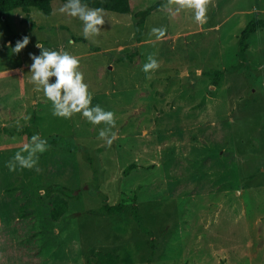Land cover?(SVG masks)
<instances>
[{
    "label": "rangeland",
    "instance_id": "1",
    "mask_svg": "<svg viewBox=\"0 0 264 264\" xmlns=\"http://www.w3.org/2000/svg\"><path fill=\"white\" fill-rule=\"evenodd\" d=\"M157 1L104 11L95 42L59 12L61 1L47 12L26 6L0 16V264H94L98 251L116 254L118 264H264V0H211L202 26L190 10L163 11V0L138 36L135 13ZM253 15L263 26L247 40V63L211 93L204 73L241 62L238 40ZM161 27L157 41L151 30ZM24 36L29 44L13 54L9 44ZM38 42L79 59L92 106L115 113L111 147L98 139L103 125L79 114L56 118L35 91ZM149 55L160 64L151 79L142 71ZM29 126L72 147L49 146L40 172H10ZM53 184L81 189L58 221L50 216L56 193L46 191ZM104 198L123 202V211L106 214ZM134 204L147 232L132 217Z\"/></svg>",
    "mask_w": 264,
    "mask_h": 264
},
{
    "label": "clouds",
    "instance_id": "2",
    "mask_svg": "<svg viewBox=\"0 0 264 264\" xmlns=\"http://www.w3.org/2000/svg\"><path fill=\"white\" fill-rule=\"evenodd\" d=\"M211 0H166L162 10L172 15H179L182 11L190 10L192 19L197 25L207 23V13ZM59 12L67 17L78 19L82 24V35L86 40L95 42L99 36L101 27L105 23L104 9L100 7L90 8L82 0H66L60 7ZM151 34L156 40H163L166 29L153 28ZM29 37L24 36L22 41H17L14 48L9 44L13 54H19L29 44ZM71 44L72 41H69ZM40 49V55H30L32 64L30 66V83L34 85L35 91L43 92L44 97L51 104L52 115L60 119H71L79 114L93 126H101L98 139L111 147L117 135L113 131L116 127L115 113L106 111L101 106H92V94L88 85L84 83L83 73L79 69V59L67 51L49 50L38 42L35 45ZM160 67L154 56L149 55L144 63L142 71L146 78L151 79L150 73ZM55 78L54 83H50ZM48 150V142L40 135L34 134L29 143L17 152L7 162L6 167L10 172L20 170L42 171L38 167L39 156Z\"/></svg>",
    "mask_w": 264,
    "mask_h": 264
},
{
    "label": "trees",
    "instance_id": "3",
    "mask_svg": "<svg viewBox=\"0 0 264 264\" xmlns=\"http://www.w3.org/2000/svg\"><path fill=\"white\" fill-rule=\"evenodd\" d=\"M55 0H0V16L6 14L7 12L16 9V8H23V7H37L40 10L47 12L50 8V3ZM61 1L63 3L66 2V0H57ZM163 0H158L154 4L150 5L149 7L140 10L135 13V16L138 18L137 21V34L140 35L141 25L144 23L147 16L154 10L158 9L161 6V2ZM82 2L86 3L90 8H96L100 7L103 8L104 11L113 12L117 14H125L130 11V3L129 0H82ZM27 10V9H26ZM263 26V21L259 19L256 15H253L251 19L247 22L243 30L241 31L240 38L238 40V53L241 58V62L232 68H224L222 70H212V71H206L204 74L210 79L211 82V89L210 92H213V88L217 87L220 80L227 74L232 72L233 70L242 67L247 63V40L248 38L254 34L260 27ZM248 68V67H247ZM22 134H26L29 139L31 140V137L34 134H38L36 129L29 127L23 128L21 131ZM39 135V134H38ZM48 142V147L52 144L58 145V140L55 138H49L46 139ZM63 140V143L61 145H58L59 147H72V141L71 144H68L66 139ZM70 147V148H71ZM89 160H92V158L89 157ZM125 172V171H124ZM97 171L94 170V179L97 181ZM47 194L52 195L53 193H56L54 196V199L51 202V213L50 216L52 220L58 221L64 214H66L69 210V203L68 199L75 198L81 189H72L69 187H65L58 184L50 185L46 188ZM124 203H118L114 205H110L106 199L104 198L102 203V210L108 214V215H114L117 213H121L123 211ZM131 214L136 222V224L139 226V228L143 232H147V227L144 225L143 217L138 212V207L136 204H134L131 208ZM97 260L94 264H118L119 257L111 252H102L98 251L96 254ZM224 264V263H223Z\"/></svg>",
    "mask_w": 264,
    "mask_h": 264
}]
</instances>
